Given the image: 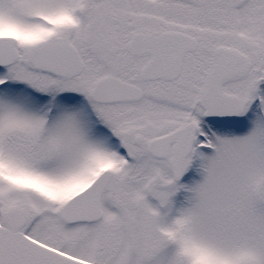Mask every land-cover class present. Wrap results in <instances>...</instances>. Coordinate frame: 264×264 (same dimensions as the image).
Listing matches in <instances>:
<instances>
[{"label": "snow or ice", "instance_id": "obj_1", "mask_svg": "<svg viewBox=\"0 0 264 264\" xmlns=\"http://www.w3.org/2000/svg\"><path fill=\"white\" fill-rule=\"evenodd\" d=\"M0 264H264V0H0Z\"/></svg>", "mask_w": 264, "mask_h": 264}]
</instances>
